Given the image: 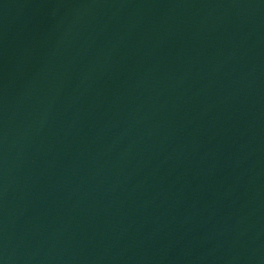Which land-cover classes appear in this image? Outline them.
Returning <instances> with one entry per match:
<instances>
[{"label": "water", "instance_id": "water-1", "mask_svg": "<svg viewBox=\"0 0 264 264\" xmlns=\"http://www.w3.org/2000/svg\"><path fill=\"white\" fill-rule=\"evenodd\" d=\"M0 264H264V0H0Z\"/></svg>", "mask_w": 264, "mask_h": 264}]
</instances>
